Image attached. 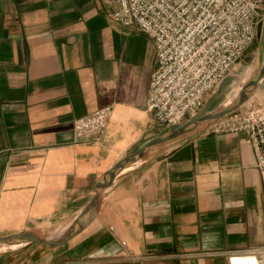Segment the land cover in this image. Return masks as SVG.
<instances>
[{"label": "crops", "instance_id": "1", "mask_svg": "<svg viewBox=\"0 0 264 264\" xmlns=\"http://www.w3.org/2000/svg\"><path fill=\"white\" fill-rule=\"evenodd\" d=\"M156 67L153 40L115 22L103 0H0V239L66 233L110 170L174 130L147 111ZM247 102L264 106V76ZM107 106L105 136L79 140L74 122ZM218 123L118 172L64 245H7L0 264H231L263 245L250 136Z\"/></svg>", "mask_w": 264, "mask_h": 264}, {"label": "built area", "instance_id": "2", "mask_svg": "<svg viewBox=\"0 0 264 264\" xmlns=\"http://www.w3.org/2000/svg\"><path fill=\"white\" fill-rule=\"evenodd\" d=\"M118 24L147 34L157 50L147 111L164 129L197 117L207 99L241 63L258 36L264 0H103ZM111 106L77 119L79 140L105 136ZM216 132H247L264 178V106H241ZM244 256L264 264V245Z\"/></svg>", "mask_w": 264, "mask_h": 264}, {"label": "water", "instance_id": "3", "mask_svg": "<svg viewBox=\"0 0 264 264\" xmlns=\"http://www.w3.org/2000/svg\"><path fill=\"white\" fill-rule=\"evenodd\" d=\"M262 26L263 24L259 25V29H261ZM258 38H260L259 68H258L259 71L256 73L255 76H253L248 82L244 84V86L239 91L238 96L230 105H226L220 109L195 117L194 119L174 129L167 135L152 140L148 145L142 147L134 154L128 156L123 161L118 163L112 170L108 172V174L104 177V179L98 183L96 188V195L94 199L86 207V209L79 215L73 226L68 231H66L63 237H61L60 239L50 240L44 237H40L32 232H23L17 235H12L0 239V246L2 245L13 246V245L26 244V243H39L46 248H56L64 245L72 237H74L76 234L81 232L86 226L87 222L90 221L97 214L101 191L108 188L112 184L118 172L123 171L128 165L138 161L140 158L145 156L151 148L165 146L169 143L184 138L190 134L198 132L203 128H206L214 124L215 122L223 119L224 117L238 110L242 105H244L247 102L250 94L264 76V60H263L264 26L262 27V33L260 34L258 33ZM231 264H232V259H231Z\"/></svg>", "mask_w": 264, "mask_h": 264}, {"label": "rangeland", "instance_id": "4", "mask_svg": "<svg viewBox=\"0 0 264 264\" xmlns=\"http://www.w3.org/2000/svg\"><path fill=\"white\" fill-rule=\"evenodd\" d=\"M263 20H264V14H263V17L261 19L260 25H262L264 23ZM262 27H261V29H259V27H258V33L259 34L262 33ZM259 48H260V38H258V36H257L255 43L250 47V49L246 53V56L241 61V63H239V65L222 81V83L213 91V93L207 99L205 107L202 109L199 116L204 115L206 113H209L212 110H215L216 108H218V107H220L226 103H227L226 105H228L230 103V101L237 94H239V91L244 86V84L246 82H248L249 78L254 74L255 71L257 72V70L259 68ZM263 60H264V53H263ZM190 120H192V119H190ZM173 129H175V128H173ZM68 227H69V224H61V225L53 226V227L45 230V232L43 233V237H45V238H58L56 236H60L61 234H63V232L65 230H67ZM61 231H62V233H61ZM61 237H63V235ZM263 245H261L259 247H255V248H260ZM249 250H251V249H249ZM249 250H247L246 253Z\"/></svg>", "mask_w": 264, "mask_h": 264}, {"label": "bare ground", "instance_id": "5", "mask_svg": "<svg viewBox=\"0 0 264 264\" xmlns=\"http://www.w3.org/2000/svg\"><path fill=\"white\" fill-rule=\"evenodd\" d=\"M258 71L259 70H257V72ZM257 72L255 71L254 74L249 78V80L253 76H255ZM237 96H238V94L230 101V103L228 105H230L236 99ZM6 246L7 245H2V246H0V249L3 247H6ZM232 264H256V260L254 259V257H251V256H236V257L232 258Z\"/></svg>", "mask_w": 264, "mask_h": 264}]
</instances>
